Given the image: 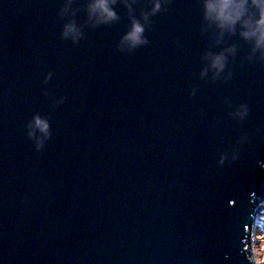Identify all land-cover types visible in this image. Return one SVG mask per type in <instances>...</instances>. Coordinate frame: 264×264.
I'll list each match as a JSON object with an SVG mask.
<instances>
[{"label":"water","instance_id":"95a60500","mask_svg":"<svg viewBox=\"0 0 264 264\" xmlns=\"http://www.w3.org/2000/svg\"><path fill=\"white\" fill-rule=\"evenodd\" d=\"M92 3L0 0V264H249L264 50L203 0ZM134 19L146 43L123 39Z\"/></svg>","mask_w":264,"mask_h":264},{"label":"clouds","instance_id":"9594fccd","mask_svg":"<svg viewBox=\"0 0 264 264\" xmlns=\"http://www.w3.org/2000/svg\"><path fill=\"white\" fill-rule=\"evenodd\" d=\"M161 4L162 0H152L151 13L159 11ZM203 7L205 18L214 22L222 31L234 32L237 24H239L241 27L240 34L245 39L254 42V50H264V0H203ZM91 8L93 12H98L106 20L116 17L114 9L110 7V0H93ZM148 15L149 13L144 14L145 20H147ZM75 31L74 25L68 24L65 26L64 35L73 34ZM143 33L144 25L134 19L129 32L125 34L123 39L130 41L133 45L146 43ZM233 51L234 48H229L218 53H210V67L215 69L216 73L223 71L228 59L226 53ZM49 127L47 120L38 115L33 117L29 124V136H34L36 129L43 133L42 137H36L37 149L41 148L44 140L48 138ZM222 162L223 157L221 158ZM261 167H264V163L261 164ZM256 223L258 231L253 233L247 260L249 264H264V239L259 244L256 243L255 239L260 231H264V214L257 217Z\"/></svg>","mask_w":264,"mask_h":264},{"label":"rangeland","instance_id":"374dc122","mask_svg":"<svg viewBox=\"0 0 264 264\" xmlns=\"http://www.w3.org/2000/svg\"><path fill=\"white\" fill-rule=\"evenodd\" d=\"M262 239H264V231L261 232V234L259 235V237L256 240V243L259 244Z\"/></svg>","mask_w":264,"mask_h":264},{"label":"snow or ice","instance_id":"6c2138e0","mask_svg":"<svg viewBox=\"0 0 264 264\" xmlns=\"http://www.w3.org/2000/svg\"><path fill=\"white\" fill-rule=\"evenodd\" d=\"M234 201V200H233ZM235 203V201L233 202V204Z\"/></svg>","mask_w":264,"mask_h":264}]
</instances>
